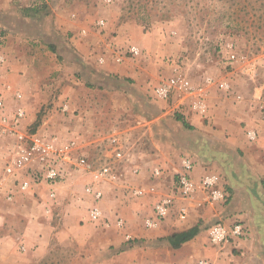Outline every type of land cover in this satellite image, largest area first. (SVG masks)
I'll return each instance as SVG.
<instances>
[{"label":"rangeland","instance_id":"374dc122","mask_svg":"<svg viewBox=\"0 0 264 264\" xmlns=\"http://www.w3.org/2000/svg\"><path fill=\"white\" fill-rule=\"evenodd\" d=\"M6 1L25 15L29 7L46 11L49 6L47 14L61 22L55 35L62 48L53 51L41 37L22 36L0 26L5 35L0 76L22 79L20 88L25 84L27 89L17 86L22 95L18 99L14 90H0L7 108L25 110L22 127L29 133L78 135L87 160L98 168L107 166L109 181L115 186L117 169L132 168V159L152 150V91L171 75L174 65L197 83L205 76L230 79L231 62L236 59L240 60L238 69L245 73L249 63L256 62V69L257 60L264 58V0H0V11ZM131 44L141 54H123L117 62L115 53ZM70 55L104 67L122 64L128 72L122 76L113 73V87L87 85L69 69ZM254 76L264 77V68ZM64 103L68 104L66 111L62 110ZM118 151L121 158L116 156ZM75 173L61 181L72 187L64 197L66 209L54 205L47 216L42 200L36 201L45 194V187H37L34 195L18 193L12 202L7 198L12 190L20 192L17 184L23 176L20 171L10 172L13 185L0 194V264L193 263L155 231L159 227L145 228L139 220L141 232L133 233L126 224L118 231L87 220L90 205L81 189L83 180ZM115 186L104 190L102 207L113 199L111 190H118ZM122 190L125 205L132 206L137 198L130 189ZM70 199L75 202L73 209L67 207ZM67 216L76 221L68 223ZM28 226L32 240L24 235Z\"/></svg>","mask_w":264,"mask_h":264},{"label":"crops","instance_id":"0c3cea01","mask_svg":"<svg viewBox=\"0 0 264 264\" xmlns=\"http://www.w3.org/2000/svg\"><path fill=\"white\" fill-rule=\"evenodd\" d=\"M48 8L49 6L46 11H39L33 15H25L6 1L0 11V26L22 36L41 37L48 42L51 49L55 47L56 51L61 52L62 48H58L61 41L55 35V30L61 29V22L53 15L47 14ZM72 28L71 30L75 32ZM69 58L72 60L69 69L78 73L87 85L113 87L116 83L112 79V74L122 76L128 72L127 67L122 64L104 67L100 66V63L93 64L84 58L77 61L73 55ZM257 63L260 65L256 69H254L257 66L256 62L249 63L250 67L246 66L243 69L245 73H242L243 71L238 69L240 60L231 62L234 69L229 75L230 79H227L231 90L225 92L212 88L208 95L205 116L195 114L189 106L188 99L174 95L164 100L156 98L152 92L155 107L150 108V117L155 123H151L153 134L151 152L147 153V156L144 154L138 159H132L134 161L132 168L137 169L138 173L132 172V168L128 166L124 170L117 169L116 186L109 178L99 177L97 174L101 168L89 159L91 169L74 170L83 180L81 189L87 205L91 204V199L84 192L85 184L108 179L101 180L103 192L113 186L118 190L112 189L113 199H108L103 207L100 204L103 215L114 219L115 212H118L116 215L127 220L125 224L131 232H141L139 220L143 223L144 219L151 215L153 202L169 194L173 179L181 170V158L189 156L194 163L193 178L198 180L200 176L208 173L219 175L221 185L228 192L227 201L207 203L201 194L186 200H176L173 212L155 231L164 234L166 238L196 227L198 229L196 234L176 248L184 259L192 262L205 258L212 264H264V110H262L264 77L254 76L256 70L264 68V58H259ZM21 80L12 75H2L0 90H5L9 84L11 90L6 91L13 92L18 89L17 86L20 88ZM21 83L23 84V81ZM20 89L27 91L25 84ZM29 109L32 110V107ZM248 131H254L255 138L249 139ZM3 154H6V143L1 140L0 194H5L9 191V186L13 185L10 173L3 170L5 162ZM154 168L161 169L159 176H152ZM37 187L46 188L45 194L41 195L43 197L36 201L42 200V208L47 216L52 212L54 205L63 206L64 197L72 191L71 183L66 181L53 186L56 193L54 201L48 197L50 187L45 183L24 193L12 190L7 196L11 195L12 202L18 193L22 196L34 195ZM122 187L141 188L145 190V194L134 197L137 201H133L132 206H127L125 205L127 197L124 196L125 192H121ZM115 194L118 197L115 198ZM74 204L72 201L67 207L73 209ZM180 204L187 207L185 220H179L176 215ZM63 207L66 209V206ZM66 220L70 224L76 221L71 216H67ZM237 220L246 226L248 230L246 237L222 246L209 242L207 229L212 223L220 221L229 226ZM29 228L30 226L26 228L24 235L32 240L31 233L27 232Z\"/></svg>","mask_w":264,"mask_h":264},{"label":"built area","instance_id":"2783aa9c","mask_svg":"<svg viewBox=\"0 0 264 264\" xmlns=\"http://www.w3.org/2000/svg\"><path fill=\"white\" fill-rule=\"evenodd\" d=\"M102 23V21H100ZM82 32H85L82 30ZM5 35L0 30V65L5 62L2 52ZM232 47V45H228ZM115 60L123 59V54L135 57L141 54L137 45H129L124 52L117 51ZM102 60V58L100 59ZM212 88L229 92L230 82L226 78H216L205 76L199 82L194 83L185 77L180 68L176 65L172 67V73L161 80L153 88V95L156 98L167 100L169 97L177 95L189 100L192 111L201 116H205L208 109V95ZM6 89L11 90L9 84ZM14 96L18 99L22 95L15 90ZM62 110H68V104L62 105ZM25 118V110L21 106L8 109L5 98L0 92V139L6 143V154H3V170L13 174L20 171L23 173L19 178L17 188L20 192H26L34 188L37 183H45L50 189L48 197L54 201L55 190L53 186L66 179L72 171L81 168L91 169L87 160L84 147L78 135H39L27 132L22 127ZM249 139L255 138L254 131H248ZM117 157H122V152H116ZM181 170L176 173L170 192L166 196L159 197L152 204L151 215L143 221L145 228L158 227L172 212L176 205V200H186L201 194L204 202L225 203L228 198L227 190L220 183V176L208 173L195 180L192 175L194 163L189 156H184L180 160ZM134 172L138 173L137 169ZM160 168L152 170V176H159ZM25 173V174H24ZM99 177L109 178V169L103 167L98 171ZM101 180H95L84 187V192L91 198L90 207L87 209V220L102 223L104 227L114 226L121 229L125 225V220L116 216L113 220L105 217L102 213L100 201L104 193L100 186ZM132 197H141L145 190L141 188H131ZM11 199V195L7 196ZM179 220H185L187 207L180 204L176 210ZM208 239L212 245L222 246L236 239L244 238L248 235L246 226L241 221H234L227 226L217 221L212 223L207 229ZM25 249V246H22ZM191 264H212L208 259L201 258Z\"/></svg>","mask_w":264,"mask_h":264},{"label":"trees","instance_id":"16d2710c","mask_svg":"<svg viewBox=\"0 0 264 264\" xmlns=\"http://www.w3.org/2000/svg\"><path fill=\"white\" fill-rule=\"evenodd\" d=\"M39 9L40 8H37V7H29L25 11H27V13H29L28 15H30V13H37V12H39L40 11ZM1 31H3V30H1ZM52 50L54 51L55 50V47H53ZM197 230L198 229L196 227H194V228H191V229H189L187 231H184V232L174 233L171 236L166 237L165 240L167 241V243L172 248H178V247H180V245L182 243H184L185 241L191 239L196 234Z\"/></svg>","mask_w":264,"mask_h":264}]
</instances>
